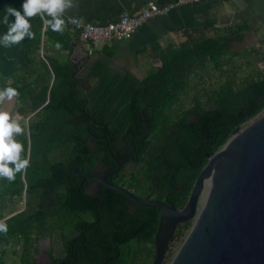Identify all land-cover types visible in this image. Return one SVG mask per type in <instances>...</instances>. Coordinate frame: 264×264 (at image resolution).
Listing matches in <instances>:
<instances>
[{"label":"trees","instance_id":"trees-1","mask_svg":"<svg viewBox=\"0 0 264 264\" xmlns=\"http://www.w3.org/2000/svg\"><path fill=\"white\" fill-rule=\"evenodd\" d=\"M34 18L40 30L31 42V69L5 79L0 76V87H11L19 93L15 97L18 112L23 115L34 112L27 136L19 135L16 139L24 147L21 156L29 159V167L17 173L13 182L0 178V221L7 224V232L0 233V238L6 246L19 245V249L12 250L18 261L5 263L6 250H3L0 264H34L37 235L47 233L51 223L65 221L77 222L78 226L64 236L95 238L98 243L99 249L79 254L78 264H88L86 260L89 264H149L154 256L159 209L128 204V198L114 190H105L97 198L89 196L84 189L85 182H79V175L65 179L64 174L81 173L94 163L92 158L87 168L85 152L89 147L83 143L85 129L75 119L85 111L93 113L96 120L107 121L109 125L114 122L121 140H133L141 129L133 116L142 110L149 118L153 140L159 144L149 155L153 160L145 164L137 177L152 178L151 167L153 171L159 170L168 183L167 199L180 208L207 161L206 153L217 151L248 120L264 111V74L241 77L237 70H230L218 87L205 92L204 100L191 85V76L204 71L208 64L215 69L222 68L228 59L230 44L243 38L247 24L229 28L223 35L206 36L201 32L199 37L187 38L177 47L161 48L152 43L150 47L160 66L149 68L140 79L129 71L114 72L109 66L112 53L105 50L107 46L86 56L82 69L71 76L73 68L69 58L38 56L41 34L56 49L66 50L70 48L66 33L42 31L39 15ZM78 74L90 82L88 89L76 85ZM191 90L190 106L173 111L180 95ZM188 114L193 116L191 120ZM46 145L64 152L68 148L66 165L50 163L48 155L43 154ZM198 161L199 166L187 172V167ZM59 181L62 185L57 188ZM176 184L183 187L175 188ZM49 187L50 199L45 197L39 203L43 195H48ZM24 198L26 208L19 210L17 206ZM137 198L150 199L144 194H138ZM154 198L161 199V196ZM191 223L188 220L177 224L164 263L169 264Z\"/></svg>","mask_w":264,"mask_h":264},{"label":"water","instance_id":"water-1","mask_svg":"<svg viewBox=\"0 0 264 264\" xmlns=\"http://www.w3.org/2000/svg\"><path fill=\"white\" fill-rule=\"evenodd\" d=\"M72 61L71 76L77 71ZM100 179L134 203L159 209L149 264L162 263L176 225L188 220L191 226L169 264H264V111L208 155L181 208L169 200H141L110 185L106 174Z\"/></svg>","mask_w":264,"mask_h":264},{"label":"crops","instance_id":"crops-1","mask_svg":"<svg viewBox=\"0 0 264 264\" xmlns=\"http://www.w3.org/2000/svg\"><path fill=\"white\" fill-rule=\"evenodd\" d=\"M171 1L173 0H74L75 7L64 14V29L60 32L66 33L70 48L56 49L46 35L41 34L38 56L69 58L71 61L74 57L77 65L84 61L85 54L78 35L66 21L69 17L77 16L84 21L102 24L115 21L123 12L134 13L148 4L165 5ZM21 4L22 0H0V36L8 30V26L3 23L6 6L10 5L22 11ZM261 13H264V0H209L173 8L147 20L129 39L113 41L107 46L105 50L112 53L108 58L109 66L114 72L129 71L141 79L149 68L160 66V60L150 47L152 43L161 48L177 47L187 38L199 37L201 32L206 36L223 35L228 33L229 28H236L240 24H247L243 32L245 38L249 31L254 33L259 29L257 22L264 23V20H259ZM39 17L43 24V19ZM12 21L14 17L9 16V23ZM29 22L33 33L31 39L25 38L21 43L7 48L0 45V76L3 79L31 69L29 51L32 39L40 28L34 17ZM41 30H44V24ZM0 90L3 88L0 87ZM18 106L14 97L11 101L0 103V111H7L21 122L20 118L24 115L18 112ZM6 247L0 238V254Z\"/></svg>","mask_w":264,"mask_h":264},{"label":"flooded vegetation","instance_id":"flooded-vegetation-1","mask_svg":"<svg viewBox=\"0 0 264 264\" xmlns=\"http://www.w3.org/2000/svg\"><path fill=\"white\" fill-rule=\"evenodd\" d=\"M86 56L87 55H85V57ZM83 62L80 61L77 65V72L82 69ZM77 80L76 85L84 89L89 88L90 82L86 81L83 75L78 74ZM182 96H184V94L180 95V97ZM190 100L191 98H189L187 103H184V106L181 105L182 103L180 105L178 103L175 104L173 106V111L175 109L177 112L180 108L189 107ZM27 114H31L32 116L34 112ZM92 116L93 113L88 114L87 111H85L84 115L79 114L75 120L84 125L85 136L83 137V143L89 147V150H86L85 152L87 168L89 161L92 158L94 159V163H92L88 170L82 171L81 173L75 174L71 172L64 174L65 179L79 175V182H85L84 189L86 193L89 196L97 198L103 196L105 190H113L101 182V176L106 174V180L110 185L127 189L136 197L138 194H144L146 197H150V199H157L160 201L168 200L167 197L170 194L168 183L167 180H165V177L159 174V170L153 171L151 167V172H154L152 178L145 176V179L142 180V178L137 177V173L144 171L145 164L150 163L153 160L152 156L149 155L154 146L159 144L158 141L153 140L152 127L148 122L149 118L143 113V111L140 110L139 113L137 112L133 116V121L136 120V122L141 124L140 132L134 136L133 140H121V135L118 133V127L114 126V122L109 125L107 121H99ZM187 118L188 120H191L193 116L188 114ZM27 134L24 133L23 135L27 136ZM51 147L52 145L47 146V149L43 152L44 155H48L50 163L55 164L56 162H60L61 164L66 165L65 158L66 155L68 156V148L64 152L59 148L51 149ZM70 153L71 149L69 151V154ZM208 155L211 154L206 153L207 157ZM198 166L199 161L196 164H190V166L187 167V172L194 171ZM116 168L118 169L111 172V170ZM68 171H70V168ZM172 174L173 173H171V175ZM61 185L62 182L59 181L56 187H61ZM50 187L48 188V195H43L39 203H41L45 197L50 199L52 194ZM174 187L182 188L183 184H176ZM158 195L161 196V199L154 198ZM127 202L130 204L133 201L128 199ZM18 207L19 210L26 208V198L19 203ZM129 210H132V205H130ZM51 225L52 228L47 233L37 235L35 249L33 251L34 264H78V261L81 258L79 254H82L84 251H89L90 249H99L98 243L95 242V238H74L72 236H64V234H71V229L75 227V225L78 226L77 222H53ZM88 241H92V243H89ZM86 262L88 264L90 263L88 260H86Z\"/></svg>","mask_w":264,"mask_h":264},{"label":"clouds","instance_id":"clouds-1","mask_svg":"<svg viewBox=\"0 0 264 264\" xmlns=\"http://www.w3.org/2000/svg\"><path fill=\"white\" fill-rule=\"evenodd\" d=\"M75 7L74 0H22L21 10L12 6H6V14L3 23L8 26L7 32L0 36V45L11 47L19 44L25 38L31 39L30 19L34 16H41L44 30L49 28L53 32H62L65 21L64 14ZM9 16L14 17V21L9 23ZM59 48L60 44L57 43ZM19 93L16 89L6 87L0 90V103L5 100L11 101ZM24 127L19 119L13 118L7 111H0V178L13 182L17 173L25 172L30 165L27 158H22L23 145L15 137L23 135ZM7 232V224L0 221V233Z\"/></svg>","mask_w":264,"mask_h":264},{"label":"rangeland","instance_id":"rangeland-1","mask_svg":"<svg viewBox=\"0 0 264 264\" xmlns=\"http://www.w3.org/2000/svg\"><path fill=\"white\" fill-rule=\"evenodd\" d=\"M259 20H264V13L259 15ZM257 23L260 29H258L259 31L257 30L258 32L255 31L252 33V31H249L245 38L239 41L234 40L230 44L228 50L229 55H227L228 59L223 63L221 69H215L212 64H208L204 71H198L197 74L191 76V85L195 87L194 91L196 90L198 92L201 100L205 99L206 91L213 90L226 79L231 73L230 70H237V75L241 77H257L259 74H264V23ZM233 53L237 54L231 56ZM192 93L193 90L188 91L184 96L180 97L177 103L179 105L182 103L181 105L184 106V103L189 101ZM20 119V124L25 129L24 133L27 134V127L33 121L34 117L31 114H25ZM206 186L207 182L205 183L204 190ZM14 248L19 249V245L10 244L6 247V253L4 255L5 263L18 261V256L12 253Z\"/></svg>","mask_w":264,"mask_h":264},{"label":"built area","instance_id":"built-area-1","mask_svg":"<svg viewBox=\"0 0 264 264\" xmlns=\"http://www.w3.org/2000/svg\"><path fill=\"white\" fill-rule=\"evenodd\" d=\"M204 1L209 0H173L165 5L148 4L140 11L123 12L115 21L102 24L84 21L77 16L69 17L66 21L74 31L78 32L83 53L89 56L103 46L110 45L113 41L129 39L139 26L151 18L179 6L198 4Z\"/></svg>","mask_w":264,"mask_h":264},{"label":"bare ground","instance_id":"bare-ground-1","mask_svg":"<svg viewBox=\"0 0 264 264\" xmlns=\"http://www.w3.org/2000/svg\"><path fill=\"white\" fill-rule=\"evenodd\" d=\"M217 167V166H216Z\"/></svg>","mask_w":264,"mask_h":264}]
</instances>
